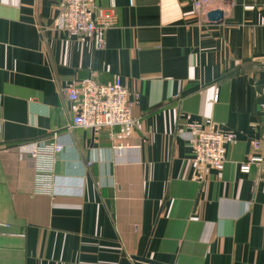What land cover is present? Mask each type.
Instances as JSON below:
<instances>
[{
    "label": "crops",
    "instance_id": "crops-1",
    "mask_svg": "<svg viewBox=\"0 0 264 264\" xmlns=\"http://www.w3.org/2000/svg\"><path fill=\"white\" fill-rule=\"evenodd\" d=\"M91 1L118 20L103 51L56 28L61 0H0V264H264V169L239 170L264 139V0ZM93 76L140 96L134 127L72 126L65 89ZM188 120L236 135L219 170L197 174ZM54 136L35 195L29 144Z\"/></svg>",
    "mask_w": 264,
    "mask_h": 264
},
{
    "label": "built area",
    "instance_id": "built-area-1",
    "mask_svg": "<svg viewBox=\"0 0 264 264\" xmlns=\"http://www.w3.org/2000/svg\"><path fill=\"white\" fill-rule=\"evenodd\" d=\"M211 4L212 0H197L194 7L205 13ZM60 10L56 21L59 31L68 37H91L97 51L106 48V34L118 24L114 14L98 13L91 0H61ZM65 94L75 106L74 128L102 131L135 126L133 111L141 98L138 94H131L120 77L109 84L99 83L95 76L84 82L75 81L67 86ZM186 128L192 134V163L197 174L219 170L225 163L226 147L236 143V135L217 132L209 121L197 123L188 120ZM55 137L51 141L39 140L29 144L28 155L34 164L35 195L54 194V166L64 150ZM254 167L264 169V139L250 143V150L239 170L247 175ZM4 228L9 226L4 225Z\"/></svg>",
    "mask_w": 264,
    "mask_h": 264
},
{
    "label": "water",
    "instance_id": "water-1",
    "mask_svg": "<svg viewBox=\"0 0 264 264\" xmlns=\"http://www.w3.org/2000/svg\"><path fill=\"white\" fill-rule=\"evenodd\" d=\"M226 1H227L226 4H229L230 3V1H228V0H226ZM223 20H224V13L221 10L212 11V12H210L207 15V21L210 24H220V23L223 22ZM141 261L148 262V260H145V259H143ZM149 263H151V264H158V263L150 262V261H149Z\"/></svg>",
    "mask_w": 264,
    "mask_h": 264
}]
</instances>
